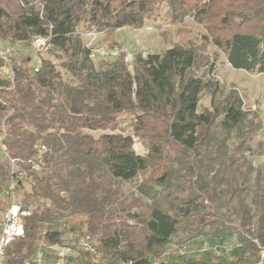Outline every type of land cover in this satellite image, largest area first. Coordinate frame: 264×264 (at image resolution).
<instances>
[{"label": "trees", "instance_id": "1", "mask_svg": "<svg viewBox=\"0 0 264 264\" xmlns=\"http://www.w3.org/2000/svg\"><path fill=\"white\" fill-rule=\"evenodd\" d=\"M163 2L172 23L191 14L233 68L264 73V0H0V39L47 38L67 57L62 66L74 81H61L49 59L27 67L0 53V192L13 175L10 159L32 180L19 201L29 212L24 235L4 248L6 264L71 233L89 235L95 252L77 246L67 263L264 264L260 169L248 195L259 116H249L234 90L215 101L212 62L188 44L138 54L130 71L121 56L96 68L89 48L72 38L80 22L109 36L140 27ZM202 93L212 96L210 109H198ZM136 137L145 154L135 151ZM37 156L41 168L33 172L28 161ZM120 181H135L134 190L125 192ZM38 197L50 205L33 206ZM207 232L236 234L241 248L227 256L192 249Z\"/></svg>", "mask_w": 264, "mask_h": 264}, {"label": "rangeland", "instance_id": "2", "mask_svg": "<svg viewBox=\"0 0 264 264\" xmlns=\"http://www.w3.org/2000/svg\"><path fill=\"white\" fill-rule=\"evenodd\" d=\"M167 5L163 2L156 13L147 17L140 27H121L115 30L112 36L105 35L95 29H89L85 23L80 22L72 32L73 40H79L82 47L89 48V60L98 68L107 65L118 57H123L130 71L133 70V63L136 55L142 56L148 53H160L166 48L176 44H188L201 57L206 56L212 62L213 71L210 76L218 82V90L215 94V101H220L229 91H236L242 100L243 108L249 112L256 113L260 120L261 126L251 143V158L254 171L251 173L248 181L249 200L253 198L256 183V170L260 169L259 178L262 193H264V73L256 71H247L244 69L233 68L226 60L224 53L217 48L211 41L205 40L203 35L206 33L203 26L188 14L184 16L181 22L172 23L167 14ZM0 53L12 55L18 63L27 67H39L43 59H49L55 65L58 77L61 81L72 84L71 73L62 66L67 61V57L61 51L39 47L33 40L27 43H11L0 39ZM212 96L208 93H202L199 101V110L210 109ZM1 126V119H0ZM95 135L97 133H94ZM231 143H233L231 141ZM133 147L139 154H145L147 144L140 138H134ZM5 147L0 144V163L5 162ZM14 170H21L19 183L12 193L0 192V226L3 221V214L7 205L12 200L21 201L26 193L31 192L32 180L27 172L19 169L16 165L11 166ZM42 173V170L41 172ZM142 179L139 176L138 181ZM120 186L125 192L133 191L135 181H120ZM55 188V186H53ZM216 188L219 199H225L229 193L225 190ZM64 194V192H62ZM50 201L43 197L33 199L32 205L42 208ZM230 200L229 204H233ZM251 220L250 226H254L257 217V207L254 202L251 203ZM248 226V227H250ZM78 233L65 234V244L75 241ZM75 239V240H74ZM192 249L200 252L211 250L216 251L219 255H230L232 251L240 249L241 246L237 241L236 234L227 237H219L213 233L207 232L191 243ZM55 247V246H54ZM76 250H71L76 253ZM55 250H52V253ZM264 251H258L259 260L264 261ZM53 255V254H52ZM66 264H77L75 262H66Z\"/></svg>", "mask_w": 264, "mask_h": 264}, {"label": "built area", "instance_id": "3", "mask_svg": "<svg viewBox=\"0 0 264 264\" xmlns=\"http://www.w3.org/2000/svg\"><path fill=\"white\" fill-rule=\"evenodd\" d=\"M35 44L39 47L48 48L49 43L47 42V38L41 36H35L33 38ZM2 54V53H1ZM5 55V54H4ZM36 70V68H35ZM2 72L6 75H10V69L7 66L2 67ZM1 139V135H0ZM40 154L46 151V147L44 145H40L39 147ZM30 170L33 172H37L41 168L40 157L30 159L29 161ZM11 166L15 165V160L10 159ZM13 175L6 182L3 191L6 193H12L18 185L19 175L21 174V170H14ZM29 212L27 210L22 209L21 203L18 200H12L6 207V210L3 214V221L0 226V264H6L3 259L4 248L15 238L22 237L24 235V223L23 218L27 216ZM76 239V240H75ZM75 241L68 244H54L44 246L41 244L37 245L36 251L33 255L24 259L16 264H66V256L74 255V251L72 249H77V246H80L83 250L95 252L94 248L91 246L89 235L79 236L78 234L75 236ZM55 246V247H54ZM52 250L53 251L52 253ZM264 251V249H262ZM53 254V255H52ZM264 254V253H263ZM50 255L52 258H47ZM262 262H264L262 260Z\"/></svg>", "mask_w": 264, "mask_h": 264}]
</instances>
